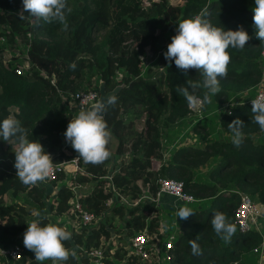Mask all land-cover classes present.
<instances>
[{
	"label": "trees",
	"instance_id": "16d2710c",
	"mask_svg": "<svg viewBox=\"0 0 264 264\" xmlns=\"http://www.w3.org/2000/svg\"><path fill=\"white\" fill-rule=\"evenodd\" d=\"M67 4L72 12L67 15L65 30L58 22L46 23L28 13L21 19L16 10L22 7L23 0H0V39L13 44L17 36L23 37L29 63L27 73L17 74L4 62L5 45H0V121L10 115L19 119L29 139L39 140L56 163L77 156L91 174L79 175L78 179L92 185L89 191L81 193L80 201L87 210L104 213L101 221L79 230L61 225L72 233L66 246L101 247L106 261L113 264H146L129 252L127 238L145 227L148 245L160 239L158 215L153 212L155 205L147 201L128 207L117 201L109 207L112 192L104 176L109 173L114 186L130 199L146 190L154 193L159 177H173L181 180L184 189L196 198L208 200L209 210L207 215L197 207L189 208L193 213L183 219L181 234L170 248V264H258L251 255L264 240L258 230L236 228L231 241L224 242L210 222L212 215L220 211L233 223V210L239 202L237 191L264 202V139L255 140L262 131L251 121V105L235 104L230 113L224 111L220 117L226 130H230L228 124L233 120L243 121L245 138L240 147L231 140H214L204 148L180 146L166 163L151 168L153 159L162 160L164 129L179 124L190 111L177 87L186 86L189 79L202 80L197 70L182 71L174 61L170 64L165 59L164 52H159L171 42L168 29L182 18L207 10L206 18L214 26L225 31L240 27L248 31L251 39L242 49H228L231 60L227 76L220 79V93L212 97L218 100L215 103L226 102L255 87L263 75L259 57L264 41L255 35L254 0H67ZM152 57L157 67L144 64L145 59ZM73 64L75 67H70ZM118 69L123 71L121 79H116ZM93 75L99 77L95 83L98 90L101 82L106 90L121 85L114 95L116 103L107 105L103 112L117 141L115 152L112 154L109 142L111 157L99 165L86 163L64 136L75 116L68 110L70 94L85 89ZM195 94L202 97L203 90L197 89ZM11 107L17 110L11 112ZM136 119L143 120L140 129L135 128ZM16 143L15 138L9 142L0 139V250L23 242L27 222L50 216L42 213L50 196L45 186H25L16 177L14 162L8 156L14 153ZM212 157L219 159L210 174L213 182L192 180V167ZM110 160L113 162L108 168ZM58 174L53 184L64 177V172ZM9 195L19 201L11 200ZM69 197V189L60 185L49 204L51 212L70 213ZM35 210L42 215L34 216ZM115 218L123 228H117ZM193 239L202 255L192 254L189 241ZM82 249L77 253L78 259L69 258L62 264H89ZM261 262L264 264V257ZM0 264L40 262L31 251L27 257L23 253L19 260L0 255Z\"/></svg>",
	"mask_w": 264,
	"mask_h": 264
},
{
	"label": "clouds",
	"instance_id": "9594fccd",
	"mask_svg": "<svg viewBox=\"0 0 264 264\" xmlns=\"http://www.w3.org/2000/svg\"><path fill=\"white\" fill-rule=\"evenodd\" d=\"M253 23L256 28V38L264 41V0H254ZM72 9L67 0H23L24 13L43 20L46 23L58 22L67 30V15ZM207 10H202L194 16L182 18L177 23L176 33L164 53L165 59L174 61L182 71L195 69L202 80L187 81L186 86H178L177 92L184 96L190 106L211 103L212 97L220 93V79L227 76L231 60L229 48H243L251 39L243 27L238 30H227L214 26L207 19ZM75 67V65H70ZM197 89L203 90L202 97L195 94ZM99 91V90H98ZM116 97L109 95L92 107H81L79 112L68 123L65 139L86 163L99 165L111 157L108 148L111 132L108 129L103 112L107 105H114ZM251 121L264 131V93L252 98ZM243 121L239 118L228 124L232 132L231 142L240 147L244 141L242 131ZM13 138L17 143L14 148L16 177L25 186H35L50 178L54 161L39 140L29 139L27 129L22 122L10 115L0 121V139L9 142ZM12 145V144H11ZM193 212L181 206L177 216L188 219ZM40 217V213H34ZM46 219L47 223L42 221ZM211 225L217 236L224 242H230L236 232V224L229 221L227 215L217 211L212 215ZM23 235L24 246L34 252L35 260L43 264L50 260L52 264H62L69 258L78 259L75 248L66 246V241L72 239V233L59 222H52L50 217L33 219L27 222ZM193 255H202V249L195 239L189 241Z\"/></svg>",
	"mask_w": 264,
	"mask_h": 264
},
{
	"label": "built area",
	"instance_id": "2783aa9c",
	"mask_svg": "<svg viewBox=\"0 0 264 264\" xmlns=\"http://www.w3.org/2000/svg\"><path fill=\"white\" fill-rule=\"evenodd\" d=\"M261 59L262 62H264V48L261 49ZM25 61V65H22L20 63L21 61H19L16 65L10 66L14 68L17 74H25L27 73L29 68L27 54L25 55ZM119 71L120 69L116 71V79H121V77L123 76V71L121 70V73ZM261 93H264V86H260L257 89L255 95L246 100L239 99V97L229 98L226 102L222 103L219 106V109L221 111L223 110V112L226 111L227 113H230L232 106L235 104L248 103L252 106V98L256 97ZM98 96L99 91L96 86L77 90L70 94V98L67 103L68 110H71V112H73L72 106L74 105L77 107L78 113L81 107H88L90 104L95 103ZM200 105L197 107L198 111H200ZM68 165H70V168L68 167ZM59 172H64V177L59 180H62V185L70 191V197L68 201L70 203L71 208L70 213L68 214L69 216L71 215V217L76 223V225H74V223H70L69 226L79 230L80 227L88 226L90 224H96L98 221H100L104 213L96 214L94 212H91L87 210L80 201L79 197L82 193L81 186L83 185V182L78 179V176H91V174L88 173L84 169L83 165L79 163V158L76 156L72 159L63 160L57 163L54 162V168L50 178L39 183L45 184L52 182L57 178ZM104 177L109 181H107V185L109 186V189L112 192V198L109 200L110 205H114V202L116 203L117 201L120 204L134 205L138 203L147 202L148 200L154 203L155 201H160V197L163 193L172 194L177 199L181 200V202L188 205L197 200L194 195L184 189V185L181 180L175 179L173 177H159L157 181V190L154 193H151V197H148L146 194L143 193L133 199H130L129 197H126L119 192L118 188H116L112 183L111 176L109 173H107ZM113 198H115V200H113ZM259 215L260 210L255 201L250 197L249 194L241 191L239 193V202L233 210V223L236 224V228H238L239 230H247L250 228L257 229ZM147 238L148 233L145 227L130 235L128 239L129 252L137 255L139 259L141 261H144L145 263H149L151 257H153L152 264H156L161 258L171 260L172 253L170 251V248L173 247L174 239H172L171 237L166 239L163 243V247L165 250L161 251V248L157 243V246L148 245ZM69 248H75L77 253L78 251H80V249H82L81 246L74 245L70 246ZM255 250H257V248H255ZM23 251V246L20 244H16L9 248H2L0 250V255L5 256L6 258H12L13 260H19L23 255ZM82 251L83 254L88 257L89 264H113L112 262L106 261V256L104 255L103 249L101 247L92 246L89 249H82Z\"/></svg>",
	"mask_w": 264,
	"mask_h": 264
},
{
	"label": "crops",
	"instance_id": "0c3cea01",
	"mask_svg": "<svg viewBox=\"0 0 264 264\" xmlns=\"http://www.w3.org/2000/svg\"><path fill=\"white\" fill-rule=\"evenodd\" d=\"M260 86H264V67L261 81L255 87L244 90L232 97H239V99L246 100L250 97H253ZM215 101L217 102L218 100H214L212 98L211 103H207V105L205 106L202 102L201 105L199 104L201 106L200 111H198L197 109L199 105L191 107L189 105L190 111L184 116L182 121L177 125L167 128L166 132H164L166 136H164V138L162 139V160L153 159L151 167L152 169H157L162 165V163H166V161L171 158L172 153H174V151L180 146L204 148L208 143L214 140H231L232 132L230 130L224 129L220 123V117L224 113L223 110L221 111L219 109V106L224 102L215 103ZM168 138H170V142H167ZM262 139H264V131H262L255 137V140L258 141ZM127 157L128 156H125L123 160L126 161ZM114 159H116V157H114ZM218 161L219 159L217 157H212L207 159L202 164L193 166L191 169L192 180L212 183L213 180L211 179L210 174L212 170H214L218 165ZM38 184L47 186L42 183ZM237 192L240 193L241 191ZM144 194H146L148 197L152 196V194L148 190L144 191ZM21 195L23 196V194ZM252 199L255 201L260 210V215L258 216V228L253 229L258 230L262 234V232L260 231V225L264 226V202L262 203L260 201H257L254 197ZM14 201H19V199H14ZM198 201H200V199L197 198V200L192 202L191 204H194V207H197L195 203H197ZM191 204H184L183 202H181V200L177 199L175 196L169 193H163L160 197V201L158 200L154 202L155 210L153 212L157 213L158 215L159 232L161 234V237L151 245L157 246L158 244L161 248V251H164L165 249L163 247V243L166 239L171 237L175 242L176 238L181 234V224L183 223H180L178 221V209L181 206L187 207L189 209L192 207ZM34 213L38 212L35 210ZM51 215L52 214H50V216ZM62 220H64L63 217L58 215L53 220V222H59L61 226L62 224H64L62 223ZM114 221L118 224L117 228L121 229L124 227V225L119 222V220L117 221V218H115ZM123 234H125V231L123 232ZM258 261H261V258ZM258 261L257 263H259ZM142 262L145 263L144 261ZM156 264H170V260L161 258Z\"/></svg>",
	"mask_w": 264,
	"mask_h": 264
},
{
	"label": "rangeland",
	"instance_id": "374dc122",
	"mask_svg": "<svg viewBox=\"0 0 264 264\" xmlns=\"http://www.w3.org/2000/svg\"><path fill=\"white\" fill-rule=\"evenodd\" d=\"M23 10V5H22V7H20V8H18L16 11L18 12V13H21V11ZM196 15V14H195ZM32 21H33V19L34 18H30ZM177 23L173 26V27H171V28H169L168 29V31H167V37L169 38V39H171V37L173 36V35H175V33H176V28H177ZM101 31H103V30H101ZM16 40L14 41V43L12 44L11 42H9V41H6L5 39H0V45L1 46H4L5 45V50H4V52H3V54H2V58H3V60H4V62L6 63V64H10V65H16L19 61H21L20 63L22 64V65H25L26 64V61H25V55H26V49H27V46H26V44H25V42L23 41V37H20V36H17L16 38H15ZM167 51V47H161L160 48V50H159V52H166ZM16 56V57H12V56ZM260 58V60H261V66H263L264 67V63L262 62V59H261V56L259 57ZM144 64L147 66V65H153L154 67H157L158 65L156 64V62H155V58H149V59H145L144 60ZM156 64V65H155ZM120 73L122 72L121 70L119 71ZM90 81H91V83L90 84H88V85H86V86H84L83 88H89V87H92V86H95L96 84L95 83H97L98 81H99V77L97 76V75H93V76H91V78H90ZM92 84H94V85H92ZM81 90V89H80ZM17 110V108L16 107H11V112H13V111H16ZM72 111L75 113V114H77V107L76 106H72ZM182 121V120H181ZM180 121V122H181ZM180 122H178V123H180ZM142 123H143V120L142 119H136V121H135V128L136 129H140L141 128V126H142ZM169 127H171V126H169ZM169 127H166L165 129H164V132H166V130H167V128H169ZM164 136H166L165 134L162 136V139L164 138ZM172 139V138H171ZM171 140H170V138H168L167 139V142H170ZM116 143H117V141H116V138L111 134V139H110V147H111V152H112V154H114V152H115V145H116ZM16 145V144H15ZM14 148H15V146H14ZM8 156L12 159V161L15 163V153H13V154H8ZM113 161H114V159H113ZM113 161H109V163L107 164V167L108 168H111V163L113 162ZM111 171V170H110ZM45 185H47V186H45V188H46V192H49L50 194V196L48 197V199H46V208H45V210H43V212L42 213H47V214H52L51 216H49L50 217V219H51V221L53 222V220L58 216V215H55L54 213H52L51 212V210L52 209H50V207H49V204L51 203V200H52V198L55 196V192H56V189H58V187L60 186V185H62V180H59L58 182L56 181V184H53V182H49V183H45ZM91 187H92V185L90 184V183H83V185L81 186V192L82 193H84V192H87V191H89L90 189H91ZM9 197H10V199L12 200H16L18 197H16V198H13V197H11L10 195H9ZM250 197L251 198H253V196L252 195H250ZM19 199V198H18ZM113 200H115V198H113ZM208 201V200H207ZM207 201H206V199H204L203 198V200L202 199H200V201H198L197 203H195V205L197 206V208L198 209H201V210H204L205 212L204 213H206L207 215H208V210H209V208H208V203H207ZM110 205V204H109ZM125 206H134V204H126ZM191 206L192 207H194V204H191ZM109 207H111V205L109 206ZM38 213H40V215H42L41 214V212L39 211ZM35 216V215H34ZM69 214H63V219L64 220H62V223H64V224H70V223H74V225H76V223H75V221H74V219L71 217V215L69 216ZM37 217V216H36ZM71 218V219H70ZM176 218V217H175ZM178 218V221L181 223V222H183V219H180L179 217H177ZM103 219V217L101 218V220ZM70 220H71V222H70ZM100 220V221H101ZM64 224H62V225H64ZM177 225H178V223H177ZM260 231L262 232V235H263V237H264V226L263 225H260ZM127 239H129V237L127 238ZM128 243V242H127ZM20 245H22V246H24V243L22 242ZM23 249H24V251H23V253H24V256L25 257H27V256H29V252H31L29 249H27L25 246L23 247ZM103 249V248H102ZM127 249L129 250V246L127 247ZM264 253V240H263V243L258 247V249L257 250H253L252 252H251V255H252V257L253 258H256V260L258 261L260 258H261V261H263V254ZM261 261H258L259 263L258 264H262V262ZM46 263L47 264H52V262L50 261V260H48V261H46ZM147 264V263H146ZM150 264H152V262L150 263Z\"/></svg>",
	"mask_w": 264,
	"mask_h": 264
},
{
	"label": "water",
	"instance_id": "95a60500",
	"mask_svg": "<svg viewBox=\"0 0 264 264\" xmlns=\"http://www.w3.org/2000/svg\"><path fill=\"white\" fill-rule=\"evenodd\" d=\"M120 87H121V85L118 84V85L114 86L112 89L106 90L104 83L103 82L99 83V87H98L99 88V96H98L96 102L90 104L88 107H92L94 104L100 102L101 100H103L104 98H106L109 95H115L120 90Z\"/></svg>",
	"mask_w": 264,
	"mask_h": 264
}]
</instances>
